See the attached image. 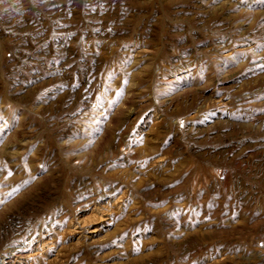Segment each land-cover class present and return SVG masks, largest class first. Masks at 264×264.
<instances>
[{
  "label": "rangeland",
  "instance_id": "1",
  "mask_svg": "<svg viewBox=\"0 0 264 264\" xmlns=\"http://www.w3.org/2000/svg\"><path fill=\"white\" fill-rule=\"evenodd\" d=\"M0 264H264V0H0Z\"/></svg>",
  "mask_w": 264,
  "mask_h": 264
}]
</instances>
